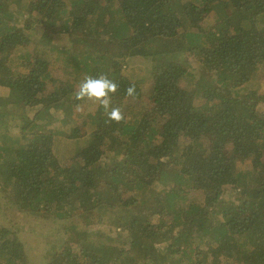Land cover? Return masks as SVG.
Wrapping results in <instances>:
<instances>
[{"label":"trees","instance_id":"16d2710c","mask_svg":"<svg viewBox=\"0 0 264 264\" xmlns=\"http://www.w3.org/2000/svg\"><path fill=\"white\" fill-rule=\"evenodd\" d=\"M0 264H264V0H0Z\"/></svg>","mask_w":264,"mask_h":264},{"label":"clouds","instance_id":"9594fccd","mask_svg":"<svg viewBox=\"0 0 264 264\" xmlns=\"http://www.w3.org/2000/svg\"><path fill=\"white\" fill-rule=\"evenodd\" d=\"M119 84L114 79H110L107 74L85 76L80 82L78 90L74 93V98L77 101H92L101 106L108 116L109 121L116 123L125 120L126 117L120 107L112 106V96L118 91ZM126 95L132 99L136 98V86L131 84L126 89ZM80 105H77L78 110Z\"/></svg>","mask_w":264,"mask_h":264},{"label":"rangeland","instance_id":"374dc122","mask_svg":"<svg viewBox=\"0 0 264 264\" xmlns=\"http://www.w3.org/2000/svg\"><path fill=\"white\" fill-rule=\"evenodd\" d=\"M71 100H75V98L74 97H72L71 98ZM69 105V104H68ZM68 108V107H67ZM69 109V108H68ZM26 115V114H25ZM24 114H23V116H25ZM11 126H12V128H11V130L10 131H17V128H14V126H13V124L11 123L10 124ZM76 130H77V132L79 133L80 132V127L79 128H76ZM39 239V238H38ZM40 240V239H39Z\"/></svg>","mask_w":264,"mask_h":264}]
</instances>
